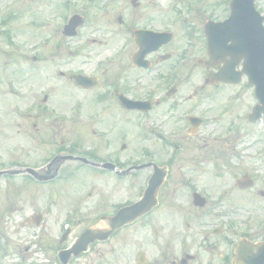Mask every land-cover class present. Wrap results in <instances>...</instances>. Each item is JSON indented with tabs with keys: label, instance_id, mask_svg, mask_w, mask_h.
<instances>
[{
	"label": "rangeland",
	"instance_id": "1",
	"mask_svg": "<svg viewBox=\"0 0 264 264\" xmlns=\"http://www.w3.org/2000/svg\"><path fill=\"white\" fill-rule=\"evenodd\" d=\"M64 1L0 0V170L41 166L57 153V148L74 145L79 133L72 135L78 125L77 120H70V113L78 94L66 85L67 77L62 79L59 73L93 74L96 65L110 56L116 45L117 49L126 44L128 37L119 27L118 17L133 26H153L172 32L181 53L188 45L185 36L189 26L197 32L207 19L219 21L228 14L223 7L228 0H144L137 10L129 6L128 0H71L67 9ZM255 2L264 16V0ZM193 3L201 5L196 9L203 7L201 13L190 11L188 4ZM72 13L86 15L88 20L76 38L66 39L61 30ZM249 93L244 87L239 102L241 147L252 140L257 144L244 153L245 159L239 166L241 170L264 169V119L253 126L247 124L246 116L256 102ZM80 105L86 109L83 103ZM87 106L92 107L91 101ZM63 114L68 117L66 121H61ZM224 122L226 127V119ZM213 127L218 129L217 125ZM225 127L219 135L224 134ZM130 132L125 157L130 155L135 161L140 146L133 123ZM81 146L90 149L89 140ZM216 146L212 143V153L225 152L227 148ZM178 152L187 150L180 145ZM99 178L84 165L71 162L61 166L52 184L37 185L25 176L1 178L0 264H53V254L46 247L56 243L64 220L72 216L71 224L83 221L102 203L127 199L126 191L130 189L132 198L141 176L111 185ZM211 186L214 190V183ZM36 214L44 216L39 227L30 222ZM121 253L115 260L124 264L125 256ZM92 256L96 257L89 255L83 264H93ZM98 262L101 264L99 259ZM102 262L106 263V257Z\"/></svg>",
	"mask_w": 264,
	"mask_h": 264
},
{
	"label": "flooded vegetation",
	"instance_id": "2",
	"mask_svg": "<svg viewBox=\"0 0 264 264\" xmlns=\"http://www.w3.org/2000/svg\"><path fill=\"white\" fill-rule=\"evenodd\" d=\"M177 54L173 45L160 47L143 59L145 67L134 66L131 56L114 57L103 72L92 76L96 82L90 91L96 107L90 121L94 142L97 141L92 154L96 173L115 175L110 169H98L99 165L111 164L118 171L131 166L123 145L115 148V143L123 144L129 136L131 114L139 117L141 125L140 164L150 165L141 170L142 197L154 166L166 169L156 205L114 236L121 243L117 248L110 246L109 252L122 251L124 264H230L240 239L264 242V181L258 179V169L251 174L235 172L241 162L236 151L242 139L239 132L225 144L220 167L209 165V138L205 136L208 103L221 102L229 108L234 97L224 95V85L212 87L207 81L211 67L206 50L193 64ZM180 62L186 73L180 72ZM187 83L193 87L184 88ZM121 97L155 105L147 111H130L123 107ZM180 145L187 152L179 153ZM102 155L106 160L100 159ZM218 173H222L218 177L222 181L213 190L211 175ZM246 174L256 177L259 197L255 200L243 201V191L237 187V178ZM200 190L208 198L203 207L192 200ZM119 208L113 207L108 213ZM91 248L97 257L104 255L99 254L98 243Z\"/></svg>",
	"mask_w": 264,
	"mask_h": 264
},
{
	"label": "water",
	"instance_id": "3",
	"mask_svg": "<svg viewBox=\"0 0 264 264\" xmlns=\"http://www.w3.org/2000/svg\"><path fill=\"white\" fill-rule=\"evenodd\" d=\"M250 2L251 0H233L230 19L224 24L209 25L206 36L213 56L230 54L236 58H245V72L256 85L257 96L264 105V34ZM229 42L231 44L228 46ZM258 113L259 109L256 115ZM125 222L122 211L115 218L108 220V227L103 232L96 230L86 232L71 252L78 255L83 247L96 239L108 238L115 228Z\"/></svg>",
	"mask_w": 264,
	"mask_h": 264
}]
</instances>
